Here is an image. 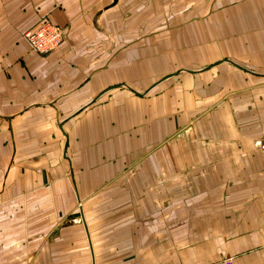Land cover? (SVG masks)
Listing matches in <instances>:
<instances>
[{
	"label": "crops",
	"instance_id": "1",
	"mask_svg": "<svg viewBox=\"0 0 264 264\" xmlns=\"http://www.w3.org/2000/svg\"><path fill=\"white\" fill-rule=\"evenodd\" d=\"M263 137L264 0H0V264H264Z\"/></svg>",
	"mask_w": 264,
	"mask_h": 264
},
{
	"label": "built area",
	"instance_id": "2",
	"mask_svg": "<svg viewBox=\"0 0 264 264\" xmlns=\"http://www.w3.org/2000/svg\"><path fill=\"white\" fill-rule=\"evenodd\" d=\"M26 37L36 52L48 55L62 46L64 29L46 21L36 30L27 33ZM258 147L264 156V137L258 142ZM211 264H236V258L226 257L219 262Z\"/></svg>",
	"mask_w": 264,
	"mask_h": 264
},
{
	"label": "rangeland",
	"instance_id": "3",
	"mask_svg": "<svg viewBox=\"0 0 264 264\" xmlns=\"http://www.w3.org/2000/svg\"><path fill=\"white\" fill-rule=\"evenodd\" d=\"M45 22H46V21H45ZM49 22H51V21H49ZM51 23H52V22H51ZM54 25H55V24H54ZM57 26H58V25H57ZM59 27H60V26H59ZM60 28H62V27H60ZM33 31H34V30H33ZM29 32H30V31H29ZM29 32H28V33H29ZM65 37H66V36H65V29H64V42H65ZM64 42H63V43H64ZM62 45H63V44H62ZM259 141H260V140H259ZM259 141H258V142H259ZM258 142H257V145H258Z\"/></svg>",
	"mask_w": 264,
	"mask_h": 264
}]
</instances>
